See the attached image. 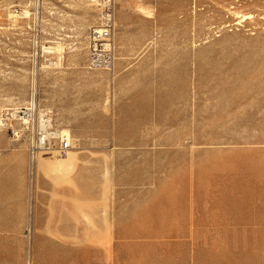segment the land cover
Segmentation results:
<instances>
[{"label":"rangeland","instance_id":"obj_1","mask_svg":"<svg viewBox=\"0 0 264 264\" xmlns=\"http://www.w3.org/2000/svg\"><path fill=\"white\" fill-rule=\"evenodd\" d=\"M31 2L0 0V109L35 79L72 148L0 128V264H264V0H115L110 69L97 0H44L39 34Z\"/></svg>","mask_w":264,"mask_h":264},{"label":"built area","instance_id":"obj_2","mask_svg":"<svg viewBox=\"0 0 264 264\" xmlns=\"http://www.w3.org/2000/svg\"><path fill=\"white\" fill-rule=\"evenodd\" d=\"M44 0H33L26 5L28 16H23L25 8L11 5L10 9L15 14L31 20V31L39 34L46 28L44 20ZM100 8L99 22L90 30L89 35V65L94 69H110L115 61L114 44V20L115 0H98ZM32 60L34 64L39 62L40 56L45 54L42 40L37 36L34 39ZM48 58V57H47ZM38 88L35 79L32 84L28 100L21 105H9L0 109V128H3L17 137L24 139L28 144V152L31 159H36L39 153L58 148L67 150L72 147L71 141L66 137L55 136L57 129L50 115H40Z\"/></svg>","mask_w":264,"mask_h":264},{"label":"bare ground","instance_id":"obj_3","mask_svg":"<svg viewBox=\"0 0 264 264\" xmlns=\"http://www.w3.org/2000/svg\"><path fill=\"white\" fill-rule=\"evenodd\" d=\"M98 1V0H97ZM98 4H99V1H98ZM25 16H28V14H29V12L27 11V10H25L24 11V13H23ZM11 15H13L12 13H11ZM45 47V46H44ZM57 48V47H56ZM46 49H47V47H46ZM52 50V49H51ZM103 69H105V68H103ZM47 112H43V111H41V116L44 118L45 117V114H46ZM54 135L55 136H61V137H66V138H68L69 140H70V136H69V131L68 130H66V129H63V130H61V131H56V132H54ZM71 141V140H70ZM72 148V147H71ZM71 148L70 149H67V150H60V149H58V148H54V149H51L50 151H44V152H41V153H39V155L40 154H52V155H55L56 157H60V158H65V157H67V155L69 154V152L71 151ZM39 155L36 157V159H31V161H37L38 160V157H39ZM30 157V156H29ZM43 159V157H40V159ZM41 161V160H40Z\"/></svg>","mask_w":264,"mask_h":264}]
</instances>
